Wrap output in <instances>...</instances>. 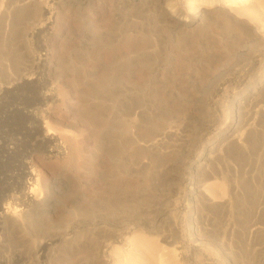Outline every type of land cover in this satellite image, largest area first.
<instances>
[{
    "label": "rangeland",
    "instance_id": "rangeland-1",
    "mask_svg": "<svg viewBox=\"0 0 264 264\" xmlns=\"http://www.w3.org/2000/svg\"><path fill=\"white\" fill-rule=\"evenodd\" d=\"M6 203L0 264H264V0H0Z\"/></svg>",
    "mask_w": 264,
    "mask_h": 264
},
{
    "label": "bare ground",
    "instance_id": "bare-ground-1",
    "mask_svg": "<svg viewBox=\"0 0 264 264\" xmlns=\"http://www.w3.org/2000/svg\"><path fill=\"white\" fill-rule=\"evenodd\" d=\"M47 131V132H46ZM46 131H45V133H46V135L47 136H49L51 133H53L52 132V130L48 127L47 129H46ZM49 134V135H48ZM53 135V134H52ZM46 136V137H47ZM45 137V136H44ZM53 137V136H52ZM50 138L49 137V139H47V144L48 143H51V140H53V138ZM41 138H43V137H41ZM39 139V138H38ZM37 139V140H38ZM36 140V141H37ZM43 140V139H42ZM55 140V139H54ZM53 140V141H54ZM44 142V141H43ZM37 143V142H36ZM40 143V142H39ZM42 143V142H41ZM46 143V142H45ZM56 143H58V142H56ZM55 142H52V148H51V150H53V151H56V152H59L61 149V151H64V149L63 148H59V146L56 144ZM59 144H60V141H59ZM33 145V144H32ZM35 145V144H34ZM42 145V147H43V145H44V143L43 144H41ZM98 145H100V144H98ZM10 147V146H9ZM48 147V146H47ZM97 147V146H96ZM95 147V148H96ZM98 147H101V145L100 146H98ZM44 148V147H43ZM77 148H79V151L80 150H82L84 147H82V149H81V147H79V146H77ZM76 148V149H77ZM60 149V150H59ZM98 149L99 148H97L95 151H96V153H98L99 151H98ZM43 150V149H42ZM44 150H46V148L44 149ZM50 150V149H49ZM78 150V149H77ZM99 150H101V149H99ZM70 151V150H69ZM61 153V152H60ZM72 153V152H71ZM51 154H53V153H51ZM57 154V153H56ZM70 154V153H69ZM74 154V153H73ZM75 155V154H74ZM79 156V155H78ZM94 158V157H93ZM79 159V158H78ZM22 160V159H21ZM78 161V160H77ZM83 161V160H82ZM25 162V161H24ZM81 162V161H80ZM80 162H78V163H80ZM84 162V161H83ZM82 162V163H83ZM23 164V163H22ZM23 165H25V164H23ZM22 165V166H23ZM29 167H30V165H29ZM18 169V168H17ZM20 170V169H19ZM23 170V169H22ZM24 171V170H23ZM29 171V170H28ZM21 172V171H20ZM31 172H33V171H31ZM28 173V172H27ZM27 173H26V175H27ZM16 175H17V172H16ZM15 176V175H14ZM18 176H19V173H18ZM21 177V176H20ZM29 178V177H28ZM19 179V178H18ZM30 179V178H29ZM14 180V179H13ZM21 180H22V178H21ZM25 180V179H24ZM16 181H17V178H16ZM16 181H14V182H16ZM11 182V181H10ZM20 182V181H19ZM32 182V181H31ZM31 182H28L27 183V185L29 184V183H31ZM34 182H35V179H34ZM33 182V183H34ZM13 183V182H12ZM10 184V183H9ZM32 184V183H31ZM17 185V184H16ZM19 185V184H18ZM21 185H23V184H21ZM20 187H22V186H20ZM25 187V186H24ZM23 187V188H24ZM27 187V186H26ZM15 188V187H14ZM27 189V188H26ZM22 190V189H21ZM34 190V185H29V187H28V190L26 191V196H27V200L29 201V200H31V194H32V191ZM20 193H23V192H20ZM23 194H25V192L23 193ZM21 195V194H20ZM22 196H24V195H22ZM22 196H21V198H22ZM25 196V197H26ZM23 200V199H22ZM26 200V199H25ZM19 201H20V199H19ZM21 202H23L24 203V201H21ZM23 203H22V205H23ZM34 203V202H33ZM25 204V203H24ZM38 204V203H37ZM43 204V203H42ZM9 205H11V204H7L6 203V205L5 206H3V210H1V212H0V218H2V219H4V221H7V219L8 220H10L13 224H16L17 223V219H18V216H19V213H18V209L19 208H16V207H14V205H12V206H9ZM36 205V204H35ZM44 206V205H43ZM30 213V212H29ZM27 214V213H26ZM22 216H24L23 215V213L21 214ZM30 219H32V218H30L29 216L28 217H25V222H26V224L27 223H32V221H30V222H28ZM30 223V224H31ZM24 224V223H23ZM30 224H27V225H30ZM3 225V224H2ZM1 224H0V226H2ZM15 226V225H14ZM16 227V226H15ZM28 227V226H27ZM30 227V226H29Z\"/></svg>",
    "mask_w": 264,
    "mask_h": 264
}]
</instances>
